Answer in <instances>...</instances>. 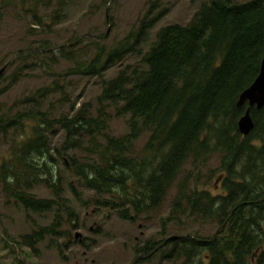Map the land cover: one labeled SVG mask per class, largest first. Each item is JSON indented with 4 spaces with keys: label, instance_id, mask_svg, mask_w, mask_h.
<instances>
[{
    "label": "trees",
    "instance_id": "obj_1",
    "mask_svg": "<svg viewBox=\"0 0 264 264\" xmlns=\"http://www.w3.org/2000/svg\"><path fill=\"white\" fill-rule=\"evenodd\" d=\"M157 4L136 33L76 60L70 74L102 78L108 68L121 65L161 18L159 13L149 19ZM59 52L69 60L65 47ZM263 58L264 0H213L202 4L188 24L160 29L140 69L103 80L94 113L85 105L74 116L59 118L39 109L0 111V139L13 136L0 154V194L25 213L53 216L49 226L21 237L19 248L35 250L47 239L69 241L70 229L76 228L77 215L58 176L60 162L97 206L116 210L122 220L133 222L158 209L176 186L169 219L216 225L209 237L147 241L136 249L132 264L153 259L157 264H264V108L251 110L255 127L249 136L237 128L247 108L237 107L239 96L258 77ZM60 88L53 85L36 96ZM36 102L27 98L23 104ZM113 112L129 118L128 133L119 138L108 133ZM58 130L64 141L52 150L50 138ZM214 156L222 175L217 194L199 188L190 176ZM38 186L54 198L36 197L32 192ZM69 188L77 196L76 188Z\"/></svg>",
    "mask_w": 264,
    "mask_h": 264
},
{
    "label": "rangeland",
    "instance_id": "obj_2",
    "mask_svg": "<svg viewBox=\"0 0 264 264\" xmlns=\"http://www.w3.org/2000/svg\"><path fill=\"white\" fill-rule=\"evenodd\" d=\"M211 1L0 0V70L5 68L0 77V111L11 110L13 114L24 109H39L48 112L51 118H59L72 117L85 105L94 113L99 106L103 80L116 78L121 70L140 69L141 59L155 42L160 29L188 24L201 5ZM248 1L235 0L237 3ZM156 2L149 19L158 13H162L161 18L140 37L134 51L121 65L108 68L102 78L70 74L76 60H87L97 47L114 48L136 33ZM60 47L67 49L69 60L60 56ZM53 85L61 87L60 90L38 99V91ZM27 98H35L38 105L23 104ZM128 120L113 112L107 124L108 133L115 138L126 135ZM12 139L13 136L0 139V154L7 151ZM63 141L64 132L58 130V135L50 138V148H59ZM143 143L142 138L136 145L141 147ZM218 167V157L214 156L203 167L192 170L190 176L197 180L199 188L217 194L222 191ZM57 169L64 198L78 220L76 228L70 229L69 241L47 239L35 250L19 248L21 237L49 226L53 216L25 213L13 202H6L0 194V235L11 245L6 246L0 238V264H18L17 259L25 264H132L136 260V249L147 241L161 242L181 235L209 237L216 231L214 223L168 218L176 186L158 209L129 222L122 220L116 210L97 206L93 194L82 188L60 162ZM70 184L76 188L77 196L70 190ZM32 194L40 199L54 198L44 186H38ZM76 234L80 238H75ZM157 262L153 259L141 264Z\"/></svg>",
    "mask_w": 264,
    "mask_h": 264
},
{
    "label": "water",
    "instance_id": "obj_3",
    "mask_svg": "<svg viewBox=\"0 0 264 264\" xmlns=\"http://www.w3.org/2000/svg\"><path fill=\"white\" fill-rule=\"evenodd\" d=\"M4 71L5 68L0 70V77ZM245 105H247V108L237 123L238 132L243 137L249 136L255 127L251 116V110L254 108L256 111H260L264 108V58L261 62L258 77L252 85L244 90L239 96L237 107L242 108ZM75 238H80V235L76 234ZM177 238L178 237H172L169 241H175Z\"/></svg>",
    "mask_w": 264,
    "mask_h": 264
},
{
    "label": "bare ground",
    "instance_id": "obj_4",
    "mask_svg": "<svg viewBox=\"0 0 264 264\" xmlns=\"http://www.w3.org/2000/svg\"><path fill=\"white\" fill-rule=\"evenodd\" d=\"M159 14V13H158ZM94 45V44H93ZM141 114V113H140ZM144 117V116H143ZM136 120V119H135ZM135 123V122H134ZM128 125V124H127Z\"/></svg>",
    "mask_w": 264,
    "mask_h": 264
}]
</instances>
